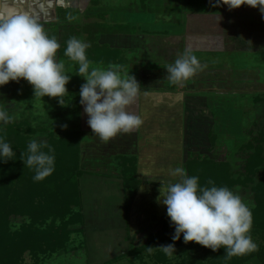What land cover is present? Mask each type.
<instances>
[{"label":"rangeland","instance_id":"rangeland-1","mask_svg":"<svg viewBox=\"0 0 264 264\" xmlns=\"http://www.w3.org/2000/svg\"><path fill=\"white\" fill-rule=\"evenodd\" d=\"M40 1L41 0H15L14 7L20 11H28L39 16L41 22L44 23L47 32H60V30L65 29L61 28L62 25H69L72 30H74L71 32L72 37L82 39L88 43H95L97 35L99 38V34L103 33L96 31L97 26H95L90 28L91 38H87V33L85 35L82 30L86 25L89 26L93 23V21L105 23L106 29L110 30L105 31V33L109 35L116 34L110 33L116 29H119L121 31L119 33H122L121 29L123 28V30H125V28L128 27V24H120L122 18L127 19V16L122 15V11L119 10L121 8V2L125 5H122V8L124 9L127 7V2H133V0H110L108 2L109 6H112V4L117 5L114 7L117 10H113L111 7L107 6L96 8L95 6H98L100 3L99 0H94L92 1L93 3H90V0H64L62 3H59L60 7L57 8H55L54 5L56 1L58 3L61 0H48L47 2ZM138 1L135 0L137 4ZM178 2L173 1L169 4V8H163L165 11L164 13H166L164 14L161 12L163 16H171L169 14L175 13V16L170 17L169 20H165L161 15L160 19H157V21H155V19H150L148 20L150 22L147 23L146 17L142 18L140 14H133L139 19V23L131 22L134 24L137 23V29H140V27L143 26L139 25L141 24V21L142 23L145 21L144 25L147 26L148 24V26H151L155 30H166V32L155 35L153 38L155 40L144 39L143 43L145 45H141L139 47L132 46V52L127 53H130V55L121 54V51L123 52L124 49L123 47L113 49L111 54L116 53L118 59L120 55L123 56V59H128V62L125 61L122 62V64H118L123 65L126 70H129L130 74L135 76L140 85L145 84L150 77L151 81L154 80L152 89L149 86L147 90L143 89L140 93L145 95V98L152 99V97H155L153 104L146 105L145 99L143 100V104L146 105V111L153 113L151 118L146 121L145 124L149 125V127L151 126V128L160 127V132L157 134L162 133L155 139V143H157L158 146L155 151L159 154V158L155 156V159H158L159 161V164L155 162V169L157 165L158 167H161V171L169 170V168L172 169V167H174L172 163L174 162L177 163V167H180L183 166V163H180L181 159L185 161L187 160L186 157L194 159L196 156L204 158L209 157L210 159L218 160L224 158L230 162L234 171L239 172V162H236L235 153L237 152L240 143L248 140V130L250 131V129L253 128V131L260 129L264 132V51L259 50L249 53L245 50H237V53L233 55L227 54L228 58H235L240 60V62L243 60L241 62L242 68L246 64L245 67L256 66L257 70L255 69L254 71L251 70V72H245L242 68L240 69V67H230L226 68L225 71H216L214 74H211L212 71H204L198 72L194 76V79L196 80L189 81L188 83L185 82L183 85L170 84L167 79L165 62L167 59L178 58L184 52L185 48H181V54L178 52L175 54H168V52L162 50V46H166V50H168L171 45L176 43L177 39L175 38L173 40V38L170 37L172 34L178 35L181 33L184 36L191 35L190 33H183V18L185 17L184 14L187 13V11H183L185 10L184 6L187 7L188 5H193L197 7L195 8V11L198 12L210 10L211 14L205 15L204 18H200V21L203 19L204 24L209 27L207 33L214 37L212 43H208L206 45L208 48L215 49V51L219 49L226 50V47L228 48V46L224 47L222 43H225V41L232 42L230 41L232 38L228 36L227 32L223 34L224 29L227 27L225 25H227L228 22H224L223 26V21L221 22L222 17H220L222 13H218L216 8L217 5L215 6L214 4H211L205 6V0H180L183 12L178 14L177 12H173V10L176 11V7L179 8ZM164 4V2H161L160 7L162 8ZM138 7L139 4L136 7V11L139 10L142 12V6H140L139 9ZM62 8L64 12L68 11L70 13L69 15L75 17V19H69L66 23L65 21H62V17L60 16L64 15V12H61L60 14V10ZM189 8L190 6H188L187 9ZM55 11L59 14L58 18L56 17L57 14H55ZM100 11L103 13H100ZM222 16L227 17V14L224 12V15L222 14ZM95 17H97V20ZM173 18H175V21H170V19L173 20ZM194 22L195 21L189 22L188 27L195 25ZM131 29V32L136 31L135 27ZM65 31L68 32L69 30L66 29ZM169 37L173 41H170ZM167 38H169L170 42ZM189 38H191V36ZM195 38L196 37H193L191 40L193 42L196 41L197 43L198 39ZM129 39L130 43L127 44L126 40L120 41L121 45H134V39L132 37ZM110 42L116 43L114 39ZM167 42L169 44H167ZM178 43L180 46V41L177 42L176 45H178ZM117 44L119 45L118 42ZM105 47L107 48L108 53L110 47ZM147 49L151 50L152 53H156L158 56H161L153 59V56L148 53ZM92 50H94V53L97 52L98 55L104 53V50L102 51V49L98 47H95ZM176 51H179V49ZM124 52H127V50H124ZM198 52L200 53L201 51ZM89 53V50H87L88 56L91 55ZM202 53H207L204 57L206 60L208 59L207 62L210 61L209 63L212 66L221 62L219 59L211 60L212 55L209 54L212 53L208 54L207 51H203ZM222 54L219 55L223 58ZM57 59L66 63V68L69 74L74 73L78 68V65L69 61L67 58L57 56ZM92 62L93 66L102 65L107 67L108 65V63ZM157 62L162 64H158ZM171 63H173V61ZM141 74H144V77ZM71 76L72 78L70 82L66 85L70 95L65 99L68 106H60L57 103L58 98L48 96L42 97V100L35 98L33 95V86L27 81H24L22 78L19 82L10 81L4 86H0V105H3L5 110L10 115L16 117L13 120L15 122L26 120L27 123L33 127H36V125L40 127L44 126L47 127L48 130H53L54 132L74 129L76 128V116L79 109V90L80 86L85 81L82 77L75 74H71ZM206 76L209 80H206ZM139 77L141 79H139ZM239 79L241 80L240 83ZM140 80H142V82H140ZM180 91H186L191 94H188V96L183 98L180 94L181 98L177 100V104H171L175 101L174 98L177 97L175 95L180 93ZM257 96H259L263 102H255ZM184 99L187 101L185 102ZM167 100L172 101L169 103L170 105H167ZM173 108L176 111L171 110ZM176 117H178V121L183 127L182 134H180L181 132H177L179 122H177V128L174 127ZM184 119H186V122H184ZM162 121L163 123H161ZM253 123L256 128L253 126ZM63 125H67V127H63ZM175 135L177 136V139H181V142H183L182 144L184 145L183 148L181 146L180 151L182 153L180 152L178 157L176 153L177 147L172 144ZM34 137H37V140H41L45 139L46 136L42 133L37 134ZM213 141L214 143H212ZM112 146L115 145L112 144ZM89 147L87 148V146L84 145V150L82 152L84 156V159L82 158V162L84 165L81 166L84 169L87 168L92 170L95 167L90 165L91 163L86 156L88 155V152L86 151H88ZM159 147H161V149ZM90 153H94L95 155V151L90 150L89 154ZM116 154L117 153H113L112 155H109V158L115 162H118L119 159L122 160V156H118L116 158ZM237 154H239V152ZM170 158L173 160H170ZM236 174L238 175V173L235 172L234 175L237 176ZM261 175H264V166L261 168ZM88 179L89 178L83 179V187H89L90 185L94 186V183H92L94 180L92 179L90 181V179ZM259 179L260 178L253 179L252 186H254ZM161 180L164 181L163 183H165L166 186L168 180L170 183H175L178 182L179 178H161ZM163 183L160 186L162 188L165 187ZM143 185L147 184L143 183ZM126 191L129 192V195L132 194L131 188L129 190L127 187ZM233 192L237 193L243 202L249 207L254 206L251 185L236 186ZM99 200L102 199H99L97 192H86L84 194L83 212L84 218L86 219L84 230H75L79 228L78 224L71 226V228L75 231L68 234V239L63 248L57 249L53 252H43L39 250L35 252L34 250H31L30 247L22 254L20 264H164L165 260L166 262L172 261L174 263L176 255L178 254L176 243L170 241L167 243V240L161 241L159 239V230L162 220H166V218H168L167 215L159 217V226H153L151 224V228L145 231H137L138 234L136 233V235H132V238L130 234V238H128L127 235L130 231L127 233L124 223L129 219V202H127V207L123 210L121 208V202H119L117 198L114 200L109 197L102 200L103 202H106L107 206H110L111 203L115 201V206L111 207L114 212H110V214L108 213L105 215V213L102 214L98 211L100 206L97 205V203L101 204V201ZM154 201V203L157 204L156 199ZM162 205L163 204L161 203V206ZM28 222H30V219L27 217L11 216L8 220L7 227L11 232H15ZM38 224L41 225L39 221ZM133 229L134 227L131 225V230ZM151 240H155L157 242L151 243ZM172 243L175 245V254L168 257L163 253L159 246ZM148 247H151V251L148 250ZM247 264H260V261L254 258Z\"/></svg>","mask_w":264,"mask_h":264},{"label":"clouds","instance_id":"clouds-1","mask_svg":"<svg viewBox=\"0 0 264 264\" xmlns=\"http://www.w3.org/2000/svg\"><path fill=\"white\" fill-rule=\"evenodd\" d=\"M14 3L15 0H0V86L23 78L33 86L35 98H58L57 103L65 107L68 106L65 99L70 96L66 85L71 74H75L85 81L80 86L79 103L88 117L87 124L101 141L131 134L142 126L141 116L129 111L141 92L140 83L129 70L115 63L93 66L87 54L91 45L71 37L64 55L78 68L69 74L66 63L57 59L61 48L57 38L48 34L39 16L16 9ZM215 3L226 5L229 10L247 5L264 14V0H215ZM166 70L170 84L183 85L202 70V65L193 49L186 48ZM15 118L0 105V163L15 160L16 152L3 135V126ZM21 160L34 171V182L43 181L55 171V148L46 141L32 140L26 159ZM169 174L179 180L160 188L157 201L166 206L169 224L174 227L173 241L180 240L183 234L184 243L194 241L214 252L223 247L227 258L259 250L251 236L252 212L237 193L227 186H216L212 179L207 181L211 187L201 186L200 178L189 176L182 166L170 169ZM159 248L168 257L175 254L174 243Z\"/></svg>","mask_w":264,"mask_h":264},{"label":"trees","instance_id":"trees-1","mask_svg":"<svg viewBox=\"0 0 264 264\" xmlns=\"http://www.w3.org/2000/svg\"><path fill=\"white\" fill-rule=\"evenodd\" d=\"M61 12H64L63 8L60 10V14ZM69 14L68 11H65L64 15H60L62 21L66 23L69 20L68 17L71 16ZM58 15L57 12V18ZM87 26L82 30L83 33H87V38H91L90 28L95 26H97L96 31L98 32L110 31L106 29L105 23H91ZM61 28L65 29L60 32H48V34L55 36L61 44L57 56L67 58L64 55L66 42L72 37L71 32L74 30L69 25H62ZM66 29L69 30V33L65 31ZM121 30L122 32L132 31L129 25L125 30L123 28ZM119 32L121 31L116 29L110 33ZM90 45L91 47L87 49L91 54L88 56L90 61L108 64L125 62L122 55L118 59L116 53L111 54L113 50L109 49L107 53L106 45H99L97 42H91ZM95 47L104 50V53L101 55H98L97 52L94 53L92 49ZM256 101L263 102L259 96L256 97ZM253 126H255L254 123ZM42 133L46 136L45 139L37 140V137H34ZM3 135L13 151L16 152V157L14 161L0 163V264H20L22 254L30 247L35 252L37 250L53 252L65 246L68 234L75 230H84V204L80 180L88 173L80 163L81 129L74 128L54 132L44 126L33 127L24 120L12 121L4 125ZM247 137L248 140L240 143L235 153L236 162H239V172L234 171L230 162L224 158L218 160L209 157L195 156L194 159L190 157L182 167L185 168L189 176H198L201 186L211 187V185H207L209 179H212L216 186H227L232 191L236 186L251 185L254 200V206L249 207L252 212L251 236L259 246V250L244 256L227 258L223 247L214 252L194 241L184 243L183 234H181L180 240L173 241L174 227L170 226L167 216L166 220H162L159 239L167 240V243L168 241L175 242L178 254L174 263L165 260L164 264H247L254 258L259 260L260 264H264V175H261V168L264 166V132L260 129L253 131L251 128L250 131L248 130ZM32 140L46 141L55 148V171L39 182H34V171L23 165L21 160L26 159L27 146ZM238 152L239 154H237ZM21 153L25 155L22 157ZM123 160L125 159L123 158ZM125 170L122 171L123 178L120 179L123 182L124 202L127 207L126 188H131V191L136 190L140 180L134 177V169H131L130 172ZM235 172L238 173L237 176L234 175ZM255 178L260 179L252 186ZM129 182L133 184L131 187L128 186ZM11 216L27 217L30 222L24 224L19 230L11 232L7 227ZM38 221L41 225L38 224ZM74 224H78L79 228L75 230L71 228ZM153 242L157 241L151 240V243Z\"/></svg>","mask_w":264,"mask_h":264},{"label":"crops","instance_id":"crops-1","mask_svg":"<svg viewBox=\"0 0 264 264\" xmlns=\"http://www.w3.org/2000/svg\"><path fill=\"white\" fill-rule=\"evenodd\" d=\"M43 1L47 2L48 0H41L40 2H43ZM62 1H64V0H61L58 3L56 1L55 5H54L55 8L60 7L59 3H62ZM85 1H87V0H85ZM92 1H94V0H90V3H93ZM109 1L110 0H99V2H100L99 5L95 6V7L97 8V7L107 6V7H111L113 10H117L114 8L117 5H114V4H112V6L108 5ZM127 1H129V0H127ZM136 1H138V0H136ZM173 1L178 2V0H146V1L140 0V1H138V4H139V7L142 6L141 7L143 9L142 12L138 10L139 7L137 9L138 11H136V7L138 4L135 2V0H133V2L132 1H130L129 3L127 2V4H126L127 7L125 9L122 8V5L123 6H125V5L123 2H121V8L119 10L122 11L121 12L122 15L127 16V19L122 18L120 24H122V25L128 24L131 28L135 27L136 31L134 30L135 32H130V33L126 31V32H122V33H116L114 35L102 33V34H100V37L96 40L97 44L103 45V46L104 45L109 46L110 47L109 49H111V50L117 49V47H123L124 48L123 52L121 51L122 55H126L128 52L131 53L132 52V46L139 47L141 45H145L143 43L144 39L145 40L153 39L155 35H158L159 33H162V32L163 33L166 32V30H162V31H160V30L158 31V29L155 30L151 26H148V24H147V26L144 25L145 21H143V23L141 21V24H139V25H143V26H141L140 29L139 28L137 29V26H138L137 23L134 24L131 22H138L139 19L136 15H133V14H140L142 16V18L146 17L147 23L150 22V21H148L150 19H155V21H157V19H160V16L162 15L161 12H163V13L165 12L163 10V8H167L169 6V4H171ZM161 2L165 3L162 8L160 7ZM112 3H113V1H112ZM178 3H179V8H177L175 6L176 11L173 10V12H177L178 14H180L183 11L184 12L187 11V13L184 14L185 17L183 18V20H184L183 33L186 32V33H190L191 35L187 34L188 36H184L181 33L178 35L172 34L170 37L173 38V40L176 38L177 39L176 43L171 45L170 46L171 48L169 47L168 50H166V46H162V50H165V52H168V54H171V53L175 54L177 52L179 54H181L180 53V51L182 52L181 48L193 49L194 54L198 57L201 65H202V70H200L198 72H204V71H209V70H211V71H213V70L214 71H219V70L225 71L226 68H230V67H235V68L240 67V69H241L242 68L241 62L243 60H241V62H240V60H237L235 58H228L227 54L233 55V54L237 53V50H245V51H248L249 53L252 51H259V50L264 51V14H261L258 8H253L251 6L242 5L239 8L229 10L227 8V6L223 5V4L216 6L215 0H205V6L214 4L218 10V13L220 12L224 15V12H225V14H227V17L222 16V14L220 16V17H222L221 22L223 21V26H224V22H226V21L228 22V24L225 25L227 27L225 28L226 30L224 29L223 34L227 32L228 36L230 38H232V39H230V41H232V42L225 41V43H222V45H224V47L228 46V48L226 47V50L219 49V50L215 51V49H211V48H208L206 46L208 43H212L214 37L210 36L209 33H207V30L209 27H207L204 24V20L202 19V21H200V18H204L205 15L211 14L210 10L198 12V11H195L196 10L195 8H197V7H195L193 5H188V6H190V8L187 9L188 6L187 7L184 6L185 10L182 11L180 0ZM168 11H169V9H168ZM101 12L102 11H100V13ZM55 14H57V11H55ZM164 14H166V13H164ZM174 14L175 13L169 14L171 16L166 15L167 17L163 16V15L162 16L165 20L166 19L169 20L170 17L175 16ZM182 15H180V16H182ZM95 18L97 20V17H95ZM170 21H175V18H173V20L170 19ZM193 21H195L194 22L195 25H193L192 27H190V26L188 27L189 22H193ZM164 22H166V21H164ZM93 23L98 24L101 22L93 21ZM85 35H86V33H85ZM190 36L192 39H193V37H196L195 39H198L197 43H196V41L193 42L191 40V38H189ZM131 37L135 41L134 45H126V46L121 45L120 41L126 40L127 44L130 43L129 38H131ZM169 38H167L168 41H169ZM171 38H170V41H173ZM113 39L116 41V43L110 42ZM153 40H155V39H153ZM182 40H183V43H182ZM179 41H180V46H179V43H178V45H176L177 42H179ZM117 42L119 43V45L117 44ZM89 43H91V42H89ZM184 43H186V44H184ZM167 44H169V43L167 42ZM194 45H196V46H194ZM177 49H179V51H176ZM124 50H127V52H124ZM147 50H148V53L153 56L152 57L153 59H155V57L159 58L161 56V55L158 56L156 53H152L151 50H149V49H147ZM198 51H201V52L199 53ZM203 51H207L208 54L212 53V54H209V55H212L211 60H218L219 59L221 62L219 64H216L215 66L214 65L212 66L209 63L210 61L207 62L208 59L206 60V58L204 57L207 53L206 54L202 53ZM130 53L127 55H130ZM219 54H222L223 58ZM176 59L177 58H172L169 60L167 59L165 62L166 67L169 64H172L171 63L172 61L174 63V60H176ZM124 60L128 62L127 58H125ZM157 63L162 64L159 62H157ZM245 65L242 68L245 72L246 71L251 72V70L254 71L256 69V66L245 67ZM150 78L147 80V82L145 84L141 85V90H143V89L147 90V88L149 86L151 89L153 88L154 80L151 81ZM194 78L195 77H192L189 81L196 80ZM139 79H141V78L139 77ZM189 81H187V83ZM140 82H142V80H140ZM240 82H241V80L239 79V83ZM143 83H144V81H143ZM180 94L183 98L185 96H188V94H191V93L186 92V91L185 92L180 91V93L175 95V96H177L176 97L177 99L174 98L175 99L174 102H172L171 100L166 101L168 103L167 105H170L169 103H171V102H172L171 104L175 105L174 103H176L177 100L181 98ZM145 97H146L145 95H142L140 93L136 102L133 105H131L129 108V111L141 116V118L143 119L142 126L138 130H136L135 132H133L131 134H118L115 138L109 140L108 142L101 141L99 139V137L92 132L91 128L87 124L88 117L83 111V106L79 103L80 100H78L79 109H78L77 116H76V122H77L76 128L79 130L81 129V140H82L80 163H81V165H84L82 162V160L84 159V156L82 154V152L84 150V145H86L87 148L90 146L88 151H86V152H88V155H86V156H87L89 162L91 163L90 165L95 167L92 170L85 168L88 175H84L80 180V188H81L82 197H83V204H84V194L86 192L87 193L97 192L99 199H102V200L109 198V197L113 198L114 200L117 198L119 200V202H121V208L124 210V208H125V202H124L125 201V194H124L123 182L120 179V178H123L121 175L122 171H124L125 168H126V170H125L126 172H130L131 169H134V172H135L134 177L138 178L140 180L139 185L140 184L141 185L136 190H134V192L132 191V194L129 195V192L126 191V193H127L126 197L128 198V202H129V208L128 209L130 211V214H129L128 221L125 222L124 224H125V229L127 230V233L130 231L127 235L128 238H130V234H131V238H132V235H134V234L136 235L137 231L138 232L145 231V230L151 228L152 225L153 226H155V225L159 226V221H160L159 217L167 215L166 214V206L165 205L161 206V203H158V201H157V198L159 197V194H160L159 189L162 188L160 186L164 182L163 180H161V178H177V177H172L169 174V170L171 168H169V170H166V171L165 170L161 171V169H160L161 167H158V165H157L156 169H155V162L157 164H159L158 159H155V156H157V158H159L158 157L159 154L155 151L156 148L158 147L157 143H155V139L158 137V135H160L162 133L157 134L158 132H160L158 127H152L151 128V126L149 127V125L145 124L146 121H148L151 118V116L153 115L152 112L146 111L145 106L148 104H153L155 101V97H152V99L151 98H145ZM167 97H169V96H167ZM165 98H166V96H165ZM144 99L146 101L145 102L146 105L143 104ZM186 101L187 100H185V102ZM184 122H186V119H184ZM180 134H182V133H180ZM182 143L183 142H181V139H177V136L175 135V138H174L172 144L176 145V147H177V150H176L177 157L179 156V153L181 152L180 151L181 146H182V148L184 147V145ZM112 144L115 146H112ZM82 146H83V149H82ZM159 148L161 149V147H159ZM90 150L95 151V155H94V153L89 154ZM113 153H117L115 155L116 158L118 156H122V159L124 158L125 160L122 161L119 159L118 162L112 161L109 158V155H112ZM173 154H175V153H173ZM186 159H187V157H186ZM170 160H173V159L170 158ZM182 161L183 160L181 159L180 163H184L186 160L183 162ZM172 164L174 166V167H172V169L177 167L176 162H174ZM85 178H89L90 181L93 179L94 181H92V183H94V186L90 185L89 187H83V179H85ZM129 178H131V177H129ZM167 182L170 183L169 180ZM143 183H145L147 185H143ZM168 183H166V184H168ZM131 184L132 183L129 182L128 186L131 187ZM163 184L165 185V183H163ZM129 190H130V188H129ZM155 199H156L157 204L154 203ZM102 200H99V201H101V204L97 203V205L100 206L98 209L99 213L101 212L102 214L105 213V215H107L108 213L110 214V212H114L111 209V207L115 206L114 205L115 201H113L112 202L113 204L111 203L110 206H107L106 202H103ZM116 205H117V203H116ZM122 215H123V213H122ZM124 216H125V214H124ZM85 221H86V219H85ZM131 225L134 227L133 230H131Z\"/></svg>","mask_w":264,"mask_h":264},{"label":"flooded vegetation","instance_id":"flooded-vegetation-1","mask_svg":"<svg viewBox=\"0 0 264 264\" xmlns=\"http://www.w3.org/2000/svg\"><path fill=\"white\" fill-rule=\"evenodd\" d=\"M209 71H211V70H209ZM206 72V71H205ZM216 71H212V73L211 74H214ZM206 80H209V78L206 76ZM171 110H175V109H171ZM176 110H177V107H176ZM175 110V111H176ZM162 112H164V111H162ZM163 114V113H162ZM181 116V115H180ZM182 119V118H181ZM181 121V120H180ZM177 122H179L178 121V117H176L175 118V122H174V127L175 128H177V125H178V123ZM161 123H163V121L161 122ZM160 127H158V129H159ZM183 127L181 126V123L179 122V127L177 128V132H181V133H183Z\"/></svg>","mask_w":264,"mask_h":264}]
</instances>
